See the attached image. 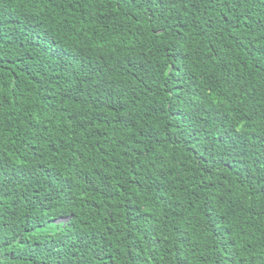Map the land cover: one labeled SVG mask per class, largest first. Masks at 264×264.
Masks as SVG:
<instances>
[{"label": "trees", "instance_id": "obj_1", "mask_svg": "<svg viewBox=\"0 0 264 264\" xmlns=\"http://www.w3.org/2000/svg\"><path fill=\"white\" fill-rule=\"evenodd\" d=\"M0 264H264V0H0Z\"/></svg>", "mask_w": 264, "mask_h": 264}, {"label": "clouds", "instance_id": "obj_2", "mask_svg": "<svg viewBox=\"0 0 264 264\" xmlns=\"http://www.w3.org/2000/svg\"><path fill=\"white\" fill-rule=\"evenodd\" d=\"M63 221H65V220H61L60 222H63Z\"/></svg>", "mask_w": 264, "mask_h": 264}]
</instances>
